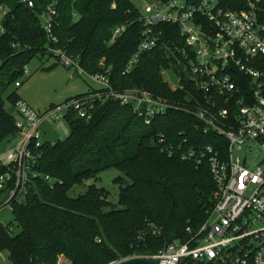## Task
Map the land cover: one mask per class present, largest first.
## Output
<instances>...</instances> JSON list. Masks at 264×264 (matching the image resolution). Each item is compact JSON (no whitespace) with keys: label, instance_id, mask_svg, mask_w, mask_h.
I'll return each mask as SVG.
<instances>
[{"label":"trees","instance_id":"16d2710c","mask_svg":"<svg viewBox=\"0 0 264 264\" xmlns=\"http://www.w3.org/2000/svg\"><path fill=\"white\" fill-rule=\"evenodd\" d=\"M57 1L56 45L77 56L87 73L108 71L111 86L118 91L141 87L170 100L184 96L185 90L173 89L162 76L163 71L179 67L176 46L182 49L183 43L175 25H156L158 45L124 72L142 28L134 2ZM34 2L35 7L29 8L7 0L10 19L0 35V143L16 135L14 113L6 109L7 102L15 107L19 100L11 87L31 58L46 54V35L38 15L47 0ZM220 3L234 5L233 0ZM120 23H126V29L110 42L112 28ZM91 114L89 119L71 115L65 138L44 140L35 150L40 158L34 170L53 181L37 177L26 201L13 203V220L0 223V251L7 254L8 264H57L60 256L69 264H110L183 241L188 229H196L205 220L214 189L207 164L195 166L169 156L155 138L163 132L167 142L182 137L193 144L210 142L208 135L194 127L193 115L171 109L146 125L130 107L111 97L97 100ZM108 168L122 174L115 179L121 183L115 203L94 182L83 193L68 194ZM5 169L0 160V173Z\"/></svg>","mask_w":264,"mask_h":264},{"label":"built area","instance_id":"2783aa9c","mask_svg":"<svg viewBox=\"0 0 264 264\" xmlns=\"http://www.w3.org/2000/svg\"><path fill=\"white\" fill-rule=\"evenodd\" d=\"M17 1L35 7L34 0ZM233 3L230 7L220 0H151L137 7L141 34L124 72L158 45L156 25H175L183 48L176 46L178 70L168 71L175 79L172 88L186 93L170 100L141 87L115 90L108 71L87 73L77 56L56 45L53 25L58 1L47 0L38 15L46 35V54L99 87L42 112L23 100L16 102L17 141L2 162L6 169L0 173V211L7 208L11 212L13 203L25 202L37 177L53 181L34 170L40 158L35 150L44 141L43 124L63 121L67 125L74 114L89 119L96 101L106 97L130 107L146 125L171 109L180 110L193 115L194 127L208 135L210 142L193 144L186 137L167 142L164 133L157 132V144L169 156L195 166L207 164L214 184L212 205L205 220L196 229H188L189 236L183 241L165 243L150 255L131 257L150 258L158 264H264V0ZM9 19L7 0H0V35L6 32ZM126 27V23L113 27L110 42ZM14 84L19 87L21 82L18 79ZM57 264L69 262L60 256Z\"/></svg>","mask_w":264,"mask_h":264},{"label":"rangeland","instance_id":"374dc122","mask_svg":"<svg viewBox=\"0 0 264 264\" xmlns=\"http://www.w3.org/2000/svg\"><path fill=\"white\" fill-rule=\"evenodd\" d=\"M144 1L151 0H134V4L141 9ZM26 72L19 79L21 86H12L20 100L26 102L31 108L37 112H42L49 106L57 105L58 103L74 97V95L86 92L90 88L98 89L99 85L86 78L83 75L77 74L75 71L68 69L53 56L48 54L38 55L31 58L25 65ZM163 79L168 82L170 87L175 85V79L171 72L163 71ZM6 109L10 113H14L15 107L9 102L6 103ZM43 131L42 140L54 142L58 138H65L69 131L68 126L59 121L57 124H43L41 127ZM17 139L11 138L9 142L3 141L0 143V160L5 162L7 154L16 144ZM122 176L121 172L116 168H108L97 174V177L92 180H86L81 185H76L69 191L70 196H76L78 193H83L89 184L94 182L97 186L104 188L109 195V200L116 202L118 199V191L121 185L120 181H115L116 178ZM13 220V214L7 209L0 211V223L6 225ZM0 255L5 258L2 260L0 256V264H8L7 254L0 251ZM150 255V254H148ZM131 255L125 257L126 259ZM121 258L112 261L125 259Z\"/></svg>","mask_w":264,"mask_h":264},{"label":"water","instance_id":"95a60500","mask_svg":"<svg viewBox=\"0 0 264 264\" xmlns=\"http://www.w3.org/2000/svg\"><path fill=\"white\" fill-rule=\"evenodd\" d=\"M113 264H158L155 260L146 257H128Z\"/></svg>","mask_w":264,"mask_h":264},{"label":"crops","instance_id":"0c3cea01","mask_svg":"<svg viewBox=\"0 0 264 264\" xmlns=\"http://www.w3.org/2000/svg\"><path fill=\"white\" fill-rule=\"evenodd\" d=\"M22 84V83H21ZM21 86V85H20ZM90 89H93V88H90ZM88 91H90V90H88ZM87 92V91H86ZM83 93H85V92H83ZM80 94H82V93H80ZM78 95V94H77ZM31 107V106H30ZM37 112V111H36Z\"/></svg>","mask_w":264,"mask_h":264}]
</instances>
